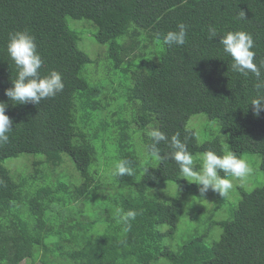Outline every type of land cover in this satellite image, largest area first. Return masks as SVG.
<instances>
[{
    "label": "trees",
    "instance_id": "obj_1",
    "mask_svg": "<svg viewBox=\"0 0 264 264\" xmlns=\"http://www.w3.org/2000/svg\"><path fill=\"white\" fill-rule=\"evenodd\" d=\"M68 18L91 23L85 22L106 46L111 67L87 69L95 61L79 49L81 36ZM179 23L187 26L185 44H164ZM210 25L218 33L213 39ZM22 30L35 37L41 75L55 70L64 83L37 105L4 94L18 72L7 42ZM237 30L252 35L260 65L264 0H0V101L12 120L8 141L0 144V264H264V184L236 186V204L230 190L229 219L210 225L221 228L215 242L207 245L199 235L173 246L192 194L174 160L152 156L148 136L154 127L169 138L179 132L198 159L205 151L222 155L227 149L256 167L257 156L264 172V111L254 116L250 105L258 94L256 77L234 72L219 42ZM99 56L103 62L104 54ZM196 115L212 122L215 132L201 143L187 128ZM157 147L162 156L172 151L165 142ZM19 157L32 159L27 175L18 162L11 165L23 170L21 178L4 165ZM122 159L132 162L133 175L112 176ZM65 161L81 182L58 172ZM168 183L181 192L165 195L158 185ZM155 187L162 188L159 196ZM95 190L100 203L90 197ZM223 202L220 197V210ZM118 209L137 212L127 232ZM198 214L191 211L190 221Z\"/></svg>",
    "mask_w": 264,
    "mask_h": 264
},
{
    "label": "clouds",
    "instance_id": "obj_2",
    "mask_svg": "<svg viewBox=\"0 0 264 264\" xmlns=\"http://www.w3.org/2000/svg\"><path fill=\"white\" fill-rule=\"evenodd\" d=\"M239 18H245V13L240 11ZM186 25L179 23L178 31H168L163 38L166 45H184L186 42ZM217 29L214 26L208 27V38L217 37ZM223 46V52L231 60V69L239 74L248 76L249 73L256 77V88L258 94L250 101L254 116H259L264 111V76L261 68H264V62L258 65L255 62L256 53L253 51L254 39L252 35L243 30L227 31L219 38ZM7 52L17 66V77L12 81V86L5 89L4 94L11 101L19 104L37 105L41 100L55 96L64 88L59 72L52 70L47 75H41L40 69L43 61L37 52L35 37L28 30L16 31L10 34L7 42ZM8 105L0 101V144L7 143L9 133L12 130V120L6 115ZM148 136L153 143L150 145L152 156L157 160L172 159L180 169L181 177L191 183L199 185L201 196L207 194L209 190L217 193L220 197H225L233 188L232 177L243 181L251 173L252 168L246 159L238 157L231 151H225L218 155L213 150L205 151L202 154V167L197 169L193 154L188 150L187 143L180 139V133L176 132L170 138L159 128H153L148 132ZM160 142L167 143L172 151L166 155H161L157 145ZM148 168L144 169V173ZM220 172L225 173L224 176ZM112 176L123 177L133 175L132 162L128 160L118 161L111 173ZM149 175H151L149 173ZM154 179V177H153ZM175 191H178V185L175 183ZM118 220L124 226L127 232L131 227V221L137 216L135 210L123 211L118 209ZM123 243V241H122Z\"/></svg>",
    "mask_w": 264,
    "mask_h": 264
},
{
    "label": "rangeland",
    "instance_id": "obj_3",
    "mask_svg": "<svg viewBox=\"0 0 264 264\" xmlns=\"http://www.w3.org/2000/svg\"><path fill=\"white\" fill-rule=\"evenodd\" d=\"M85 22L87 21L85 20L77 21V20H73L70 18L67 19V24L69 28L72 29L71 28V24H72V27L77 30V32L76 31L75 32L81 36L80 42L78 43L79 49L85 52L92 61H95L93 64L88 65L87 69L94 66L93 71H95V73H100L103 70H105L107 67H111L110 64L104 60V59H107V48L106 46L101 45L94 39L93 33H95L96 31L95 28L93 29V31H91L92 27L88 26L87 24L90 22H87V23ZM137 52L138 50H136L134 54H137ZM100 53L104 54L103 58H101L103 62L99 59L100 56L98 57ZM129 56H133L132 50L130 51ZM97 83H100V81H97ZM187 128L194 130L195 136L197 137V140L199 143L203 142L204 139L210 138L211 134L215 133L211 129L212 122H210L203 115L193 116L188 122ZM224 150L226 151L227 149H224ZM22 157H26V156H22ZM22 157H19L17 159H8L4 162V165L7 168H9L10 166L11 169H17L19 171V178L22 177L23 170L26 175L32 171V169L30 168V162L32 161V159L31 158L22 159ZM193 157H194L195 163L197 162L203 163L201 157L198 159V155H195ZM254 157L257 160L256 167H254V165H252L248 161V159L245 158L247 162L249 163L250 167L252 168V173L245 180L240 181V180H236L232 178V181L235 183V186L233 187L237 195L235 204L237 203L238 198L240 197V195L237 193L236 186H241V188L244 187V189L251 190L257 186L264 184V172H262L259 169V159L257 158V156H254ZM147 159L151 160L152 157L148 156ZM36 160H39V158H37ZM16 162H18V164L22 166L23 170L17 165H15L16 168H13V166H11L12 164ZM61 171H64L66 173L67 179L70 182H73V181H77V183L81 182V178L72 163L70 164V162L65 161L62 167L58 169V172H61ZM61 178L65 180L64 177L61 176ZM181 179L184 184H187L189 186L190 193L192 194V200L184 204L182 217L179 220V223L177 225L176 235L172 242L173 246L176 247L181 242L187 239H190L194 236H199V235H205V242L207 245H210L219 238V234L221 233L220 227L211 226L212 229H210V225L212 222L229 219L230 216L228 214L230 210V202L227 201L226 197H221L224 201L223 202L224 204L222 207L225 208V210H223L222 208L221 209L222 211H221L220 207L218 206V201H219L220 196L217 193L212 191V194H213L212 195L211 190H209L207 193L211 195V198L208 196L205 198L201 196L199 193V190H198L200 187L199 185L195 183H191L182 177ZM191 184H194V186H192ZM158 186L164 187V192H165V195L167 196H172V194L178 195L181 192L180 187H178V191L176 193L175 187H173L175 186V184L168 183V184H160ZM161 189L162 188L155 187L152 193H155L159 196ZM90 197L97 203L102 202V196L98 194L97 190L93 191ZM160 200H166V199H160ZM193 210H196L200 213L198 214V218L196 221H190V213ZM104 221H118V220L115 219V220H104ZM36 264H41V262H36Z\"/></svg>",
    "mask_w": 264,
    "mask_h": 264
}]
</instances>
